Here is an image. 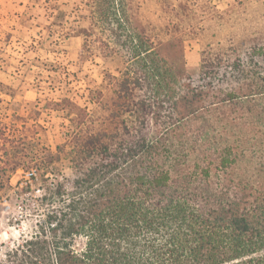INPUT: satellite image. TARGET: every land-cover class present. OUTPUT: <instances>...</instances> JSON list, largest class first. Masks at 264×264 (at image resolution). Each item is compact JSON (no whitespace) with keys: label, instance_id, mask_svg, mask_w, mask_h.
Segmentation results:
<instances>
[{"label":"trees","instance_id":"obj_1","mask_svg":"<svg viewBox=\"0 0 264 264\" xmlns=\"http://www.w3.org/2000/svg\"><path fill=\"white\" fill-rule=\"evenodd\" d=\"M45 1L62 28L55 43L82 39L79 64L127 60L90 91L92 114L65 98L51 104L70 125L56 149L71 176L45 188L43 223L17 264H264V34L202 50L189 72L174 38L164 44L140 21L138 0L82 2L84 27H64L57 1ZM179 3L216 15L207 0ZM15 127L0 124V188L55 157L30 144L25 120Z\"/></svg>","mask_w":264,"mask_h":264},{"label":"rangeland","instance_id":"obj_2","mask_svg":"<svg viewBox=\"0 0 264 264\" xmlns=\"http://www.w3.org/2000/svg\"><path fill=\"white\" fill-rule=\"evenodd\" d=\"M56 1L66 14L64 27L85 26L80 17L88 14L82 9L87 0ZM138 1L140 21L164 44L169 36L174 38L189 72L198 70L202 50L209 54L229 46L246 48L253 37L264 34V0H207L216 14L209 19L183 12L179 0L163 5L161 0ZM55 15L45 0H0V124H15L21 131L25 120L30 144L55 156L49 164L29 163L28 169L10 173L0 188V264H17L19 250L43 223L48 209L41 203L45 188L71 176L68 161L56 149L64 144L70 125L65 112L51 104L65 98L92 114L96 105L90 91L105 73L118 77L126 66L124 52L107 58L94 55L79 64L82 39L55 43L62 31L54 25ZM166 48L171 56L173 47ZM31 170L35 176L29 177ZM84 241L76 237L74 249L80 250Z\"/></svg>","mask_w":264,"mask_h":264},{"label":"built area","instance_id":"obj_3","mask_svg":"<svg viewBox=\"0 0 264 264\" xmlns=\"http://www.w3.org/2000/svg\"><path fill=\"white\" fill-rule=\"evenodd\" d=\"M27 175L29 176V177H32V176H35V174H34V172L31 170L30 172H27Z\"/></svg>","mask_w":264,"mask_h":264}]
</instances>
